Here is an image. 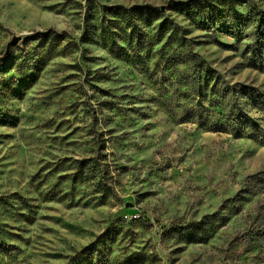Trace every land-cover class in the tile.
<instances>
[{
  "label": "rangeland",
  "instance_id": "rangeland-1",
  "mask_svg": "<svg viewBox=\"0 0 264 264\" xmlns=\"http://www.w3.org/2000/svg\"><path fill=\"white\" fill-rule=\"evenodd\" d=\"M187 1L0 0V264H264V144L178 119L193 58L264 92V17L200 29Z\"/></svg>",
  "mask_w": 264,
  "mask_h": 264
},
{
  "label": "trees",
  "instance_id": "trees-1",
  "mask_svg": "<svg viewBox=\"0 0 264 264\" xmlns=\"http://www.w3.org/2000/svg\"><path fill=\"white\" fill-rule=\"evenodd\" d=\"M238 5L251 8L247 0H217L216 6L206 0H189L172 6V11L200 29L220 27L241 36L247 25L244 19L249 18L252 12L264 17V12L250 10L245 16L237 10ZM109 9L110 14L116 17H121L126 11L121 7ZM129 11L137 19L133 24L134 29L138 28L137 21L144 23L146 27H152L154 21L165 13L162 9L151 6H136ZM263 21L262 18L258 20L260 27ZM154 27L160 34H165L169 29L171 33L185 31L170 15ZM46 37L42 35V39ZM108 45L115 56H121L115 40H110ZM139 50L143 48L138 47ZM192 62H195L194 68L189 73L190 81L185 84L183 94L186 102L182 114L178 116L179 121L198 123L210 132L231 134L264 144V92L252 87H242L240 90L231 88L227 82L212 76L207 62L199 58H193ZM259 69L264 71V64H260ZM0 124L8 125L2 120Z\"/></svg>",
  "mask_w": 264,
  "mask_h": 264
},
{
  "label": "water",
  "instance_id": "water-1",
  "mask_svg": "<svg viewBox=\"0 0 264 264\" xmlns=\"http://www.w3.org/2000/svg\"><path fill=\"white\" fill-rule=\"evenodd\" d=\"M17 43V40L14 42V44Z\"/></svg>",
  "mask_w": 264,
  "mask_h": 264
}]
</instances>
